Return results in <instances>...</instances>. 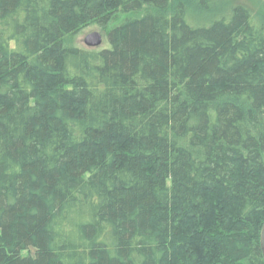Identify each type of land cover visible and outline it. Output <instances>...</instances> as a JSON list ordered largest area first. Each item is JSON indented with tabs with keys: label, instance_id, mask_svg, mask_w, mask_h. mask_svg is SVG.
<instances>
[{
	"label": "trees",
	"instance_id": "16d2710c",
	"mask_svg": "<svg viewBox=\"0 0 264 264\" xmlns=\"http://www.w3.org/2000/svg\"><path fill=\"white\" fill-rule=\"evenodd\" d=\"M263 223L264 12L0 0V264H264Z\"/></svg>",
	"mask_w": 264,
	"mask_h": 264
},
{
	"label": "rangeland",
	"instance_id": "374dc122",
	"mask_svg": "<svg viewBox=\"0 0 264 264\" xmlns=\"http://www.w3.org/2000/svg\"><path fill=\"white\" fill-rule=\"evenodd\" d=\"M231 1H233L235 3L244 4L255 12H258V13L264 12V0H231ZM144 12H145V9L141 12H134V13L118 12L117 14H115V18L111 22H109L106 27H100V26L95 25V24L94 25H88V26L84 27L74 37V42L83 48L101 49V48L107 47L109 45V43H108L106 34H107V31L110 27L117 24L118 22H120L121 20H123L126 17L140 16ZM195 14H196V11L192 10L189 12L190 18L193 20H196L198 23H205L206 19H210L212 17H215V15L212 14V15H205L204 17L198 18L199 16L197 17ZM94 31H99L102 33L103 42L100 46L90 47L85 43V38L87 37V35H89L90 33L94 32Z\"/></svg>",
	"mask_w": 264,
	"mask_h": 264
},
{
	"label": "water",
	"instance_id": "95a60500",
	"mask_svg": "<svg viewBox=\"0 0 264 264\" xmlns=\"http://www.w3.org/2000/svg\"><path fill=\"white\" fill-rule=\"evenodd\" d=\"M103 42V36L102 33L99 31H94L87 35L85 38V43L90 47H97L100 46ZM261 247L264 254V223L261 230Z\"/></svg>",
	"mask_w": 264,
	"mask_h": 264
}]
</instances>
